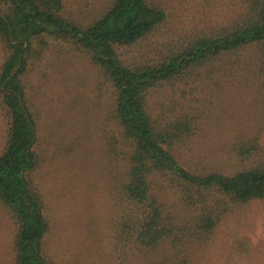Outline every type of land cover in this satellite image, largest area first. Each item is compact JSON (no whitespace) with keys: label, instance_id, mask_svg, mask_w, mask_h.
I'll list each match as a JSON object with an SVG mask.
<instances>
[{"label":"rangeland","instance_id":"rangeland-1","mask_svg":"<svg viewBox=\"0 0 264 264\" xmlns=\"http://www.w3.org/2000/svg\"><path fill=\"white\" fill-rule=\"evenodd\" d=\"M76 2L87 22L101 14L109 0ZM166 2L172 9L170 19L143 46L123 51L128 62L157 59L178 35L196 34L209 23L236 18L243 9L239 0ZM35 48L22 83L37 123V164L30 180L49 224L44 249L52 264H165L168 257L185 252L190 264H264V200L230 203L209 243L188 231L179 246L184 250L139 245L131 229L139 212L120 192L126 147L112 89L100 69L66 43L49 41L46 48ZM5 49L0 39V75ZM151 99L154 116L191 119L194 134L176 149L186 168L233 175L264 165V67L258 47L223 56ZM10 121L0 93V154L6 149ZM255 143L263 150L255 153ZM162 180L157 177V186ZM164 185L169 208L178 210L188 224L199 221L206 208L189 205L182 190L166 181ZM218 197L208 196L222 205L223 197ZM17 231L0 202V264H13Z\"/></svg>","mask_w":264,"mask_h":264},{"label":"trees","instance_id":"trees-1","mask_svg":"<svg viewBox=\"0 0 264 264\" xmlns=\"http://www.w3.org/2000/svg\"><path fill=\"white\" fill-rule=\"evenodd\" d=\"M239 1L243 9L236 18L209 23L187 37L178 35L157 59L129 63L123 51L143 46L170 19L172 9L166 0H109L105 10L87 22L76 0H0V39L6 48L0 93L11 119L6 149L0 154V202L18 227L13 264H52L44 249L49 224L30 180L37 164V123L22 83L31 53L36 46L46 48L49 41L85 54L113 91L126 147L120 192L139 212L133 215L131 228L139 245L184 250L179 246L188 231L209 243L230 203L264 200V165L233 175L190 170L176 149L193 136L191 119H160L151 109L154 93L247 47L259 48L264 67V0ZM252 149L263 150L258 143ZM157 177L163 178V185L157 186ZM165 181L182 190L189 205L206 208L199 221L195 219L198 222L188 224L178 210L169 208ZM211 194L223 197V204L210 201ZM167 259L165 264H190L186 252Z\"/></svg>","mask_w":264,"mask_h":264}]
</instances>
